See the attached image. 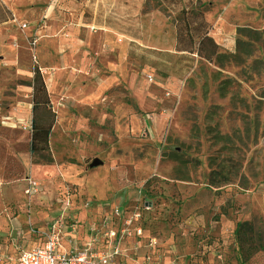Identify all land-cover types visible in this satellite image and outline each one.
Returning <instances> with one entry per match:
<instances>
[{"label":"rangeland","instance_id":"1","mask_svg":"<svg viewBox=\"0 0 264 264\" xmlns=\"http://www.w3.org/2000/svg\"><path fill=\"white\" fill-rule=\"evenodd\" d=\"M27 1L0 34V242L25 218L19 244H39L69 197L77 215L89 200L140 208L176 264H264V0ZM192 9L211 59L177 49ZM37 67L55 121L31 151ZM32 177L46 187L28 193Z\"/></svg>","mask_w":264,"mask_h":264},{"label":"built area","instance_id":"2","mask_svg":"<svg viewBox=\"0 0 264 264\" xmlns=\"http://www.w3.org/2000/svg\"><path fill=\"white\" fill-rule=\"evenodd\" d=\"M45 182L29 179L28 193L39 191ZM62 213L42 233L40 245L23 249L17 264H116L118 259L137 260V253L146 246H159V239L141 221V209L134 211L106 201L83 202L85 220L72 212L69 197L60 199ZM9 258L0 253V264ZM142 264H151L147 254Z\"/></svg>","mask_w":264,"mask_h":264},{"label":"trees","instance_id":"3","mask_svg":"<svg viewBox=\"0 0 264 264\" xmlns=\"http://www.w3.org/2000/svg\"><path fill=\"white\" fill-rule=\"evenodd\" d=\"M163 2L165 6H168L166 0ZM10 19H13L12 11L0 0V24ZM104 27H109L131 37L137 36L122 30L115 24L108 23ZM176 28L178 50L196 51L199 56L205 59H211L218 55L220 46L209 35L207 22L201 13H197L194 9L191 13H185L183 10L176 20ZM33 102L32 136L29 148L31 151L47 150L49 149V135L55 121V114L50 106L47 84L39 67L34 70Z\"/></svg>","mask_w":264,"mask_h":264},{"label":"crops","instance_id":"4","mask_svg":"<svg viewBox=\"0 0 264 264\" xmlns=\"http://www.w3.org/2000/svg\"><path fill=\"white\" fill-rule=\"evenodd\" d=\"M13 13V19H10L8 21H5L3 23L0 24V34L2 35V38L4 37V34H10V31H11V24H13V22L18 19V15H19V9L20 7L22 6H26L27 3H30L29 1L25 0H1ZM111 33L115 34V32L113 31H110ZM109 34V33H108ZM104 35V33L102 34V36ZM106 33L102 39V43L104 44V46H106L107 44L105 43L106 42ZM113 36V35H111ZM55 48H54V43H53V49H58V46H57V43H55ZM57 52V51H56ZM56 76V74H53L52 73V77H50V79H54V77ZM46 79V78H45ZM44 79V80H45ZM46 84L47 81H45ZM39 155H34L33 159L34 161H39L38 159L41 158V161H47V159L51 158V157H42V155L40 153H38ZM7 158L6 154L4 153L3 149L2 151H0V168L2 167V162L3 160H5ZM2 161V162H1ZM47 167V166H45ZM3 176V174L1 175ZM30 179H35V180H39V181H43L45 182L43 187L40 189V190H43L45 187H46V181L44 179H41V178H30ZM29 182V181H28ZM27 186H28V183H27ZM57 200V199H56ZM55 199H53L52 202H55L56 201ZM85 212V211H84ZM84 212H82L80 215L78 214V217L79 218H82V220H85V214ZM58 216V215H56ZM55 216V217H56ZM0 217H3V214L0 215ZM53 217L51 219V221L55 218ZM24 221H26L25 218H19L16 220V222H13V226L11 227H8L6 228L7 230H17V232H19V238L16 240L17 244L14 245L13 243L12 244H4L2 242H0V253L2 254H5L9 260L7 261L6 264H17V257L20 253L21 250L23 249H31V248H34L38 245H40L42 242H40L39 244L35 245V246H31V247H25L23 246L22 244H19V240H20V237H21V234H20V228L18 227L20 224H22ZM5 241L8 242V239L5 237L4 238ZM166 241V238L165 239H162L161 243L159 246H162V248L158 251V256H155L156 254V250L158 247L154 248V249H150V248H147L146 246H143L139 252L137 253L136 257H137V260L135 259L134 261L129 259V260H126L124 262V259H118V261L116 262V264H142L146 255L147 254H150L151 255V264H176L177 262L179 263H182V258L184 257V255L181 256H178L180 253L178 251L177 248H175V246H170L169 249H168V245L167 244H170L169 241ZM172 243V242H171ZM167 246V247H165ZM162 251V252H160ZM182 253V252H181ZM173 257V258H171ZM175 257H177V259H175ZM177 260V261H176Z\"/></svg>","mask_w":264,"mask_h":264},{"label":"water","instance_id":"5","mask_svg":"<svg viewBox=\"0 0 264 264\" xmlns=\"http://www.w3.org/2000/svg\"><path fill=\"white\" fill-rule=\"evenodd\" d=\"M101 163H102V160H100L99 158H95L91 163V167H96L100 165Z\"/></svg>","mask_w":264,"mask_h":264}]
</instances>
